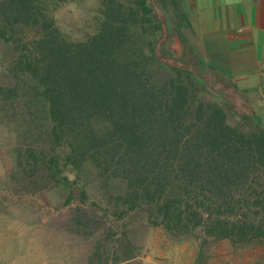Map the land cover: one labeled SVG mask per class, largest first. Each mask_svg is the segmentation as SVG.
Segmentation results:
<instances>
[{
  "label": "trees",
  "instance_id": "16d2710c",
  "mask_svg": "<svg viewBox=\"0 0 264 264\" xmlns=\"http://www.w3.org/2000/svg\"><path fill=\"white\" fill-rule=\"evenodd\" d=\"M83 1L0 0V40L17 50L4 108L22 105L44 144L19 152L20 164L68 190V204L76 193L85 203L87 171L117 182L113 216L143 212L171 239L198 241L197 264L210 241H264V98L251 113L226 109L167 0H100L74 35L55 14ZM164 26L195 56L190 66L168 49Z\"/></svg>",
  "mask_w": 264,
  "mask_h": 264
},
{
  "label": "rangeland",
  "instance_id": "374dc122",
  "mask_svg": "<svg viewBox=\"0 0 264 264\" xmlns=\"http://www.w3.org/2000/svg\"><path fill=\"white\" fill-rule=\"evenodd\" d=\"M99 2L64 4L55 14L57 22L74 35L84 33ZM151 3L154 5L155 0ZM180 9L175 0H167L168 16L184 25ZM157 12L163 18V12ZM165 32L164 26L163 38L168 40L173 56L183 59L182 64H192L193 53L177 36ZM16 54L14 46L0 40V91L15 82L7 67ZM199 74L207 87L222 93L228 111L229 105L238 114L260 107L264 87L238 85L205 68ZM206 86L200 87L203 90ZM199 95L209 98L203 91ZM4 101L0 93V264H197L198 241L171 239L161 227L150 226L143 212H130L122 219L113 216L110 199L121 191L117 182L104 186L95 173L87 171L85 203L76 193L69 204L68 190L40 185L41 172H33L26 161L20 164L18 156L28 146L38 150L44 145L37 137L38 128L29 121V114L20 110L22 105L10 113ZM229 120L234 122L237 117L230 115ZM99 245L105 247L98 253ZM128 249L129 256L124 253ZM204 253L203 264H264V241L244 246L228 240L210 241ZM116 255L122 259L116 261Z\"/></svg>",
  "mask_w": 264,
  "mask_h": 264
},
{
  "label": "crops",
  "instance_id": "0c3cea01",
  "mask_svg": "<svg viewBox=\"0 0 264 264\" xmlns=\"http://www.w3.org/2000/svg\"><path fill=\"white\" fill-rule=\"evenodd\" d=\"M175 1L202 68L264 87V0Z\"/></svg>",
  "mask_w": 264,
  "mask_h": 264
}]
</instances>
